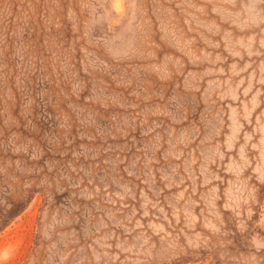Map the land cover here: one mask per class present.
<instances>
[{
    "label": "clouds",
    "instance_id": "obj_1",
    "mask_svg": "<svg viewBox=\"0 0 264 264\" xmlns=\"http://www.w3.org/2000/svg\"><path fill=\"white\" fill-rule=\"evenodd\" d=\"M0 264H264V0H0Z\"/></svg>",
    "mask_w": 264,
    "mask_h": 264
}]
</instances>
